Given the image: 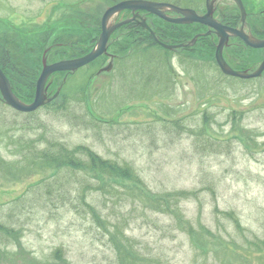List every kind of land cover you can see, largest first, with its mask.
<instances>
[{
  "label": "rangeland",
  "instance_id": "374dc122",
  "mask_svg": "<svg viewBox=\"0 0 264 264\" xmlns=\"http://www.w3.org/2000/svg\"><path fill=\"white\" fill-rule=\"evenodd\" d=\"M123 1L131 0H0V54H13L9 65L0 59V66H8L14 88L23 90L14 91L21 101H34L36 85L34 94L26 93V86L42 73L44 56L55 64L88 54L99 42L106 11ZM147 1L207 13V0ZM242 1L248 17L244 28L255 38L257 28L264 30V0ZM211 6L214 18L240 28L234 0H212ZM137 13L160 42L185 47L166 53L135 20L112 35L108 55L75 73L52 75L47 92L53 100L35 115L17 112L0 95V264H124L118 263L121 250L109 236L119 226L125 234H120L122 249L131 253V234L132 245L167 253L160 264H264V243H249L253 237L264 240V76L246 82L223 77L215 60L220 40L207 38L205 26L166 27L170 22L155 14ZM132 17L133 12H120L111 23ZM223 51L240 72L257 73L264 62V50L236 37ZM65 99L66 108L55 106ZM49 140L132 163L151 200L140 192L126 193L122 178L58 174L35 160ZM57 180L70 182L66 187L74 194L84 182L93 186L88 201L107 232L90 214L69 210L57 186L47 193V184ZM99 180L107 183L101 186ZM184 189L194 194L177 206L202 243L195 244L181 228H167L174 220L154 205L162 193ZM229 209L237 211L246 231L223 218L220 212ZM201 225L215 235L203 234ZM59 249L64 258L57 257Z\"/></svg>",
  "mask_w": 264,
  "mask_h": 264
},
{
  "label": "trees",
  "instance_id": "16d2710c",
  "mask_svg": "<svg viewBox=\"0 0 264 264\" xmlns=\"http://www.w3.org/2000/svg\"><path fill=\"white\" fill-rule=\"evenodd\" d=\"M167 22V21H166ZM173 24L169 23L168 25H166V27H170ZM165 27V28H166ZM142 28V27H141ZM143 30V28H142ZM167 31V30H166ZM172 33H176L177 31L175 30V28H171V30H169ZM168 32V33H170ZM163 36V33H160ZM170 37H172V34L169 35ZM168 35H164L165 38L169 37ZM169 52V50L166 51V53ZM13 54H8L7 52H2L0 54V59L4 62H6L8 65L10 64V60L9 57H11ZM86 55V54H84ZM83 56V55H82ZM69 59H73V58H77V56L73 55V56H69ZM41 65H42V61H41ZM8 66H2L3 71L6 73L10 83L12 84L13 90L15 92H22L23 90H20L18 88H14L15 84L12 81V77L9 75V70L7 69ZM17 69L15 68H11L10 72H16ZM218 71L220 72V69H218ZM221 73V72H220ZM223 77L229 78L227 76H225L224 74H222ZM28 77V76H27ZM30 78V77H29ZM39 78V77H38ZM37 76H34L31 79V84L26 86V93L28 94H34L32 91L35 88V85L37 84ZM220 79V78H219ZM232 79V78H229ZM236 79V78H235ZM239 80V79H237ZM221 81V80H218ZM217 81V83H219ZM249 81V80H246ZM244 81V82H246ZM19 96V94H17ZM20 97V96H19ZM67 101V99L63 100L62 104H55V106L57 108H66V104L65 103ZM30 116L35 115V113H31V114H27ZM35 156V160H39L41 162H43L44 165H46L47 167H53V169L57 170L58 174L61 171H69L71 173H69L71 179L77 177L78 175L76 173L81 172V173H87L90 176L96 177L98 178L97 173H99L100 175H105L109 178L112 179H116V178H122L125 181V189H126V193H131V192H140L143 193L144 196L147 199H150L148 196L145 195L144 191L145 188V180L143 177H141L139 171H137V168L129 162L124 161L123 163H119L118 161H112V160H107L105 158H102L95 150H92L89 147H85V146H74L72 147H68L65 143L61 142V141H52L49 140L48 144L46 145V147H44L43 149H41L40 151L37 150L36 153L34 154ZM101 171V172H99ZM68 173V172H67ZM60 180L57 181H53L50 182L49 184H47V193L50 195L52 194V190L55 188V186H57L59 188V190H61V192H63V194H60L63 196L62 200H64V203L66 205H68L69 210H74L76 214L78 215H88L90 214L91 217L96 221V220H100V217L97 213V208L96 206H94L91 202L88 201V197H87V190L89 188H92L93 186L90 185V183L88 182H84L81 184L80 188L77 190V193L74 194L73 193V197H72V193L69 192L68 187L66 186H70V182L68 181H60L61 184H59ZM100 184L101 186H104L105 183H107V181L103 182L101 180ZM50 187H54L53 189L50 190ZM211 191H213V188H210ZM50 190V192H49ZM66 193V194H64ZM194 192L184 189V190H175L173 192H166V193H162L161 197H159L158 199H153L154 200V205L157 207L158 210H160L161 212H163L164 214L168 215L171 217L172 220L168 225L167 228H174V227H178L181 228L182 231L187 232V234L191 235L192 241L197 244L202 243L201 239L196 235V232L194 231V226L191 224L190 220H187L183 214V212H181V210L178 208V204L179 202H181L182 200H184V198L188 197L189 195H193ZM197 195V194H195ZM162 200H161V199ZM73 199V200H71ZM151 200V199H150ZM217 212H219V208L217 210ZM223 215V218H225L226 220H228L229 222H232V220H234V222L237 224V227L241 229L242 223H240V219L237 211L234 209H229L226 211H222L220 212ZM143 220L145 222H148L149 225L154 224L155 226H157L158 222L151 220L149 217H143ZM101 224V226L106 230V227L101 223V220L99 222ZM218 225L221 224L222 225V221L219 219L217 221ZM243 227V226H242ZM131 228V224L129 225V231ZM245 229V231L247 230L245 227H243ZM120 226L117 230H115L114 232L111 233L110 236V240L112 242V244L114 245L115 249L120 248V253L118 256V263H120L121 261L124 264H148V262L150 261H156L157 264L160 263H165L163 260L166 257V254L164 253L162 248H150V250H148V247H141L140 244L139 246H134L132 245L130 242L132 240H136L135 237H133L130 234V238L128 240L129 245L131 246V253L127 252L125 249H122L120 246H123L124 244L122 243L121 240V235L125 238V234H123V232L120 230ZM226 230V228H223ZM222 229V230H223ZM201 230L204 232L203 234H207V235H215L213 233L212 228L210 227H206L205 225H201ZM224 230V231H225ZM189 231V233H188ZM244 231V232H245ZM121 234V235H120ZM196 235L197 237H195L194 235ZM202 235V234H201ZM247 239H249L247 236H245ZM139 240V239H138ZM249 242L251 246H259L261 244L264 243L263 239H258L257 237H253V239H249ZM206 249V248H205ZM205 249H202L203 251ZM57 257L64 258V256L61 257V253L63 252V250L59 249L57 250Z\"/></svg>",
  "mask_w": 264,
  "mask_h": 264
},
{
  "label": "water",
  "instance_id": "95a60500",
  "mask_svg": "<svg viewBox=\"0 0 264 264\" xmlns=\"http://www.w3.org/2000/svg\"><path fill=\"white\" fill-rule=\"evenodd\" d=\"M237 5L240 7L241 14L243 17V20L246 19V8L243 5V1L241 0H234ZM207 7L208 11L205 15H199L196 11L192 9H182L178 6H174L171 4H163V3H156L151 2L147 0H131V1H123L120 2V4H117L115 6L110 7L105 15L102 18V32L99 39V42L97 45H95V48L89 52V54L78 57V59H67L64 61L56 62L55 64H48L47 59L44 57L43 61V72L40 75L39 79L37 80V86H36V96L35 100L31 104L23 103L18 96L14 93L13 88L11 86V83H9V80L6 76V74L2 71L0 67V95H2L3 100L7 105H9L12 109H15L16 111L20 113H33L36 112V110H39L40 108L46 106L47 103H50L53 99L48 97L47 92V83L48 79L56 74V72H72L75 73L79 70V68L89 65L91 62L97 60L100 58L101 55L107 54L108 50V43L110 41L112 33L116 31L117 29L121 28V26L130 23L132 21H138L144 26L145 28H149L147 21H145L144 18H142L137 12L139 11H147L152 15H157L162 20H167L174 24H182V25H188V24H194V23H201L209 28L215 29L220 41L219 46L216 49V61L222 71L223 74L230 76V77H238L240 79L246 80V79H255L257 77L262 76L264 73V63L259 68L257 73H248L240 72L233 70L229 64L224 59V47L229 43L230 37H238L246 42L250 47L256 49V48H264V41L254 40L243 30H238L235 28H230L227 26H224L222 23L220 24L217 20H215L213 16V7L211 6V0H207ZM128 10L132 11L134 14V17H132L131 20H126L121 22L120 24H112L111 18L115 16L116 14H119L120 12ZM173 11L179 13L182 17L181 18H170L164 11ZM152 32V31H151ZM152 35L154 38H156L157 43L161 45L164 48L173 49L177 47H184L183 45L172 46L168 44L161 43L154 32H152ZM111 62L110 67H106L105 69L110 72L112 71L113 67Z\"/></svg>",
  "mask_w": 264,
  "mask_h": 264
},
{
  "label": "flooded vegetation",
  "instance_id": "af4514ba",
  "mask_svg": "<svg viewBox=\"0 0 264 264\" xmlns=\"http://www.w3.org/2000/svg\"><path fill=\"white\" fill-rule=\"evenodd\" d=\"M207 7V6H206ZM143 14V13H142ZM213 18H214V15L212 16ZM246 17V16H245ZM247 18L248 17H246V20H243V18H242V21H241V26H240V28H237L236 26H228V25H226L227 27H230V28H235V29H238V30H243V31H245L246 32V30H245V28H244V25L247 23ZM215 20H217L216 18H214ZM219 21V20H218ZM220 22V21H219ZM220 23H222V22H220ZM223 25L225 24V23H222ZM197 25V24H196ZM199 25H202V24H199ZM203 26H205L208 30H209V36H207V38H212L213 36L214 37H216V39L217 40H219V37H218V35H217V33H216V31H215V29H213V28H209L208 26H206V25H203ZM115 33V32H114ZM113 33V34H114ZM248 34V33H247ZM249 35V34H248ZM200 38V37H199ZM199 38L196 40V41H198L199 40ZM255 38L256 39H260V40H262V41H264V30L263 29H259V28H257V31L255 32ZM240 41L241 42H243V43H245L243 40H241L240 39ZM229 44H230V42H229ZM246 44V43H245ZM177 45V44H176ZM247 45V44H246ZM257 50H261V49H257Z\"/></svg>",
  "mask_w": 264,
  "mask_h": 264
}]
</instances>
